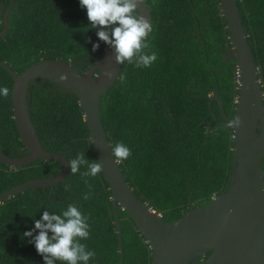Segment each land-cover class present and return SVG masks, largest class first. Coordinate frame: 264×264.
<instances>
[{
	"label": "trees",
	"instance_id": "trees-1",
	"mask_svg": "<svg viewBox=\"0 0 264 264\" xmlns=\"http://www.w3.org/2000/svg\"><path fill=\"white\" fill-rule=\"evenodd\" d=\"M0 1L8 7L12 0ZM145 2L153 29L145 51L154 52L157 60L145 68L121 65L119 79L102 97L101 116L110 144L123 142L131 149L132 155L119 165L133 193L172 223L230 187L234 131L226 127L219 100L225 117L233 119L240 94L237 54L221 0ZM237 5L264 96V0H237ZM3 28L4 21L0 32ZM96 43L99 49L93 51ZM108 46L91 28L80 0H16L7 32L0 36V60L17 74L44 59L62 60L84 75ZM13 84L0 66V88L10 90L7 97L0 95V150L19 158L29 151L14 120ZM215 95L218 99L211 101ZM26 98L44 150L67 160L84 153L90 163L98 161L80 100L72 90L37 78L30 81ZM261 167L264 170V157ZM63 171L59 160L20 168L0 162V195L30 181L56 178ZM85 179L88 184L70 171L57 185L27 189L0 202V264H45L23 233L33 231L44 211L62 214L69 204L88 217L90 237L80 241L96 254L88 264H120L110 186L103 173ZM88 193L90 198L83 199ZM118 213L123 264H152L153 251L146 238L121 206ZM211 254L190 264H200Z\"/></svg>",
	"mask_w": 264,
	"mask_h": 264
},
{
	"label": "water",
	"instance_id": "water-1",
	"mask_svg": "<svg viewBox=\"0 0 264 264\" xmlns=\"http://www.w3.org/2000/svg\"><path fill=\"white\" fill-rule=\"evenodd\" d=\"M16 0L10 5L0 1V23L8 29L9 15ZM223 14L230 30L233 51L237 54L239 91L236 113L233 119L226 118L223 103L222 116L227 122L239 117L241 124L234 131L233 171L228 191L209 204L197 209L191 208L180 219L169 223L151 206L136 197L126 181L119 163H115L111 144L107 138L101 116L103 95L119 79L121 65L115 62V49L108 46L101 59L84 75L71 63L62 60H41L21 74L15 73L5 62L0 66L9 72L14 80L12 90L14 120L20 138L29 154L10 158L0 150V162L20 168L40 160H59L64 164L63 173L49 180H34L0 195V202L8 200L27 189L50 187L63 182L70 174V164L61 154L44 150L38 131L31 121L27 90L31 80L47 78L72 90L80 100L89 126L98 160L103 164V174L112 191V205L115 215L121 262H124L122 228L118 207L128 213L153 251L152 264H190L192 260L204 257L200 264H264V107L259 69L249 44L240 16L237 0H221ZM138 11L152 24L149 5L143 0ZM111 71L112 79L103 73ZM67 74L68 79H60ZM218 99L215 95L211 101ZM258 130H262L259 134Z\"/></svg>",
	"mask_w": 264,
	"mask_h": 264
},
{
	"label": "clouds",
	"instance_id": "clouds-1",
	"mask_svg": "<svg viewBox=\"0 0 264 264\" xmlns=\"http://www.w3.org/2000/svg\"><path fill=\"white\" fill-rule=\"evenodd\" d=\"M142 2L143 0H80L81 7L87 10L91 28L97 29L100 41L115 49L117 64L124 65L127 62L145 68L157 60L154 52L148 54L145 51L150 47L147 40L153 29L148 19L138 11ZM99 46L98 43L93 44V51L98 50ZM103 74L112 79L111 71H105ZM60 79L66 81L67 74H61ZM9 92L7 87L0 88V95L4 97H7ZM240 124L241 121L237 117L228 122L226 127L237 128ZM110 146L115 163H121L132 155L131 149L123 142ZM68 162L71 174L79 173L86 184H88L86 177H97L104 172L101 161L90 163L84 153L77 154ZM82 166H86L87 171L82 172ZM89 188L91 189L90 184ZM90 195L91 193L85 194L83 199H89ZM87 221L88 217L76 206L69 204L62 214L44 211L42 217L35 220L33 231L24 232L23 237L30 238L29 242L35 244L45 264H56L57 261L64 264H88L96 254L87 250V246L80 242L90 237V226ZM37 230L38 235H34Z\"/></svg>",
	"mask_w": 264,
	"mask_h": 264
}]
</instances>
